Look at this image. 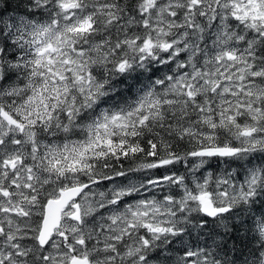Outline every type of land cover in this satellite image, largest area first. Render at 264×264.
Returning <instances> with one entry per match:
<instances>
[{"label": "snow or ice", "instance_id": "6c2138e0", "mask_svg": "<svg viewBox=\"0 0 264 264\" xmlns=\"http://www.w3.org/2000/svg\"><path fill=\"white\" fill-rule=\"evenodd\" d=\"M0 264H264V0H0Z\"/></svg>", "mask_w": 264, "mask_h": 264}]
</instances>
